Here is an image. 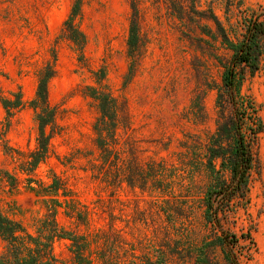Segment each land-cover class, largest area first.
I'll use <instances>...</instances> for the list:
<instances>
[{"label": "rangeland", "instance_id": "374dc122", "mask_svg": "<svg viewBox=\"0 0 264 264\" xmlns=\"http://www.w3.org/2000/svg\"><path fill=\"white\" fill-rule=\"evenodd\" d=\"M73 1L0 0V169L8 174L1 211L45 241L54 228L48 204L55 205L56 227L73 238L52 239L48 264H195L196 248L211 237L202 215L210 176L202 166L191 171L189 148L197 143L201 152L216 127V87L230 56L216 20L239 37L237 0L229 7L226 0H81V60L62 32ZM133 5L138 41L130 50ZM259 5L264 0H242L240 8ZM47 62L55 69L47 88L55 119L46 127L47 156L30 170L37 123L29 102ZM100 68L117 102L105 161L92 128L97 105L84 93ZM242 91L264 122V55ZM18 96L22 104L7 116L2 100ZM253 151L249 201L221 219L239 236L231 244L242 264H264V131ZM53 179L59 187L48 192ZM205 257L202 264H229L219 247ZM0 264H12L1 236Z\"/></svg>", "mask_w": 264, "mask_h": 264}, {"label": "trees", "instance_id": "16d2710c", "mask_svg": "<svg viewBox=\"0 0 264 264\" xmlns=\"http://www.w3.org/2000/svg\"><path fill=\"white\" fill-rule=\"evenodd\" d=\"M231 6L234 0H226ZM237 24L242 29L239 37L231 38L216 20L219 29L220 43L230 50L229 58L222 64L220 84L216 87L215 104L218 108L216 127L210 133L203 150L197 143L190 146V169L197 171L202 166L210 176V180L203 192L202 215L205 223L212 225L211 237L205 238L196 248L195 264L207 262L206 249L219 247L223 259L229 264H242L237 255L232 252V244L237 243L239 236L224 229L221 219L239 207H245L249 201L248 193L251 175L255 170L254 145L258 134L264 131V122L257 113L254 102L242 91V86L248 75L259 69L264 55V5L256 8L241 9L242 0H237ZM133 12L128 27L127 44L134 49L138 41L137 9ZM81 0H74L67 18L63 22L62 32L72 42L77 52L78 60L83 57V47L86 37L77 24L80 16ZM55 55L53 56V61ZM53 62H47L39 70L35 96L29 104L35 109L37 136L35 149L30 152V159L26 161L30 170L44 160L48 152L49 133L46 127L55 119V108L47 99L48 82L54 75ZM97 85L86 86L84 93L94 99L98 115L92 125L94 141L100 151L103 161L109 147L115 141L117 125V102L103 83L105 69L93 72ZM7 116L11 108L22 104L19 96L15 100H2ZM7 172L0 169V180ZM35 189L33 186H30ZM48 192H55L59 187L57 179L45 186ZM37 194L45 192L35 189ZM48 201V200H45ZM48 217L53 225L52 232H42L38 236L28 233L24 226L5 215L0 208V236L7 243V252L12 264H48L51 254L52 239L56 237L72 239L70 231L56 227V208L48 204ZM248 235V234H247Z\"/></svg>", "mask_w": 264, "mask_h": 264}]
</instances>
